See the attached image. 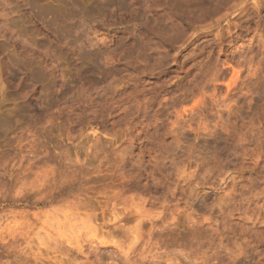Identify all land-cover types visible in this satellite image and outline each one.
Listing matches in <instances>:
<instances>
[{
	"label": "rangeland",
	"instance_id": "obj_1",
	"mask_svg": "<svg viewBox=\"0 0 264 264\" xmlns=\"http://www.w3.org/2000/svg\"><path fill=\"white\" fill-rule=\"evenodd\" d=\"M0 264H264V0H0Z\"/></svg>",
	"mask_w": 264,
	"mask_h": 264
}]
</instances>
